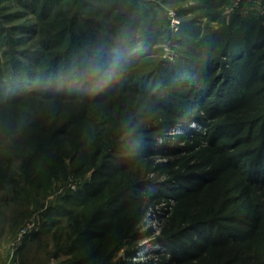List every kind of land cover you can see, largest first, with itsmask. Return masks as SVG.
<instances>
[{
  "label": "trees",
  "instance_id": "trees-1",
  "mask_svg": "<svg viewBox=\"0 0 264 264\" xmlns=\"http://www.w3.org/2000/svg\"><path fill=\"white\" fill-rule=\"evenodd\" d=\"M18 1L30 18L9 29V48L0 58V183L14 159L39 187L69 166L92 170L91 181L76 192L68 187L43 211L75 218L88 208L95 218L80 230L82 243L112 229L116 217L118 230L124 210L145 199L143 190L181 203L204 194L215 206L181 214L187 224H174L157 240L173 249L166 263L264 264V105L251 109L255 96L264 97V16L236 8L226 23L223 6L231 0L177 6L180 13L202 11L209 20H185L173 41L179 54L169 60L155 44L171 33L165 4L191 0ZM215 20L222 23L218 28L210 26ZM29 40L30 46L18 47ZM135 95L156 104L151 126L140 124L132 108L113 111L118 98ZM207 116L215 122L208 124ZM175 126L183 128L176 135H206L211 146L243 128L260 132L253 146L227 154L220 167L231 172L221 170V176L192 171L173 173L162 184L129 181L138 159L177 150L163 138ZM199 126L212 132H195ZM234 172L242 177L239 185L232 182Z\"/></svg>",
  "mask_w": 264,
  "mask_h": 264
},
{
  "label": "rangeland",
  "instance_id": "rangeland-1",
  "mask_svg": "<svg viewBox=\"0 0 264 264\" xmlns=\"http://www.w3.org/2000/svg\"><path fill=\"white\" fill-rule=\"evenodd\" d=\"M241 3V0H231V4L223 6L226 23L231 21L232 11L236 8L244 15L264 16V0H245ZM183 4L190 7L196 4V1L191 0L179 5L165 4L171 33H166L165 37L169 36L164 41L155 43L156 47H159V56L169 60H175L179 54L175 51L173 41L174 37L182 32L184 21L194 18L204 25L209 20V17L202 11L193 13L187 9L180 13L178 7ZM23 10L18 0H0V58H3L4 51L9 48V29L15 24L25 22L28 17L30 18V14ZM220 24L222 23L215 20L210 26L218 28ZM23 34L21 32L14 33L12 30L11 36L22 38ZM31 42L32 40H29L26 45L20 44L18 47H28ZM259 92L261 91L256 94ZM259 96H255L251 109H259L264 105V97ZM118 99L120 100L114 103L113 111L119 114L121 107L127 112L128 108H132L133 113L135 111L137 113L135 119L139 117L142 119L140 123L142 125L150 124L152 119L158 116V114L154 115L156 104L154 102L144 103L145 99L138 95L133 98L124 96ZM209 105L206 103L204 109ZM202 112L204 113V111ZM205 120L210 125L215 122H209L208 116ZM195 125L197 124L192 123L190 126ZM182 130L181 126H175L163 131V138L171 140L172 145H177V150L174 153H153L146 158L138 159L132 169L127 172L130 175L129 181L139 178V180L145 181L155 180L156 184H162L174 179L176 176L174 174L177 172L189 174L186 172L192 173V171H215V174L221 176L223 174L221 170L231 172L227 168L220 167V164L227 160V154L250 148L260 132V128L257 127L256 131L252 132L243 128L239 133L228 135L227 138L220 140V144L217 145L215 141L211 146L206 142L209 138L206 135L200 139L176 135ZM195 132L210 134L212 130L199 126L196 127ZM222 146L223 148H221ZM85 170L74 171L69 166L67 173H59L57 177L53 178L52 183L47 182L44 186L39 187L35 182L27 179L23 171L22 160L14 159L6 164L3 171L4 180L0 183V264H180L177 261L166 263L165 258H170L168 251L172 252L173 249L169 250L167 246L163 245L164 243L158 244L157 240L165 236L166 230L174 224L179 225L176 227L177 229L187 224L182 220H186L188 216L181 218V214H187V212L192 214L203 210V208H208L207 206L212 208L217 202L204 197V194H199L190 201L181 203L169 197L168 194H163L160 199H157L148 193V189L143 190L142 194L145 199L134 202L129 210H124L122 215L125 216V219L118 224L120 227L118 230L115 228L118 218L116 217L112 221L113 228L110 227L112 229L107 228L104 232H100L99 237L82 243L78 242L80 230L86 228L91 219L95 218L94 213H89L88 208L78 209L75 218H70L68 215L59 217L56 214L49 216L45 215L43 211L49 204L51 205L52 200L53 202L58 198L60 200L61 195L66 192L69 186L74 185L75 189H71L76 192L87 181H91L92 170ZM14 177L18 178L16 183L9 180ZM231 177L232 182L240 184L242 177L237 172L231 174ZM122 181L120 184H126ZM33 220L37 224L35 232L38 231V233L32 231L33 234L27 237L25 234L22 239H19L22 229ZM130 220H132V227L129 229ZM78 243L81 244L78 245ZM79 261L83 262L78 263Z\"/></svg>",
  "mask_w": 264,
  "mask_h": 264
},
{
  "label": "built area",
  "instance_id": "built-area-1",
  "mask_svg": "<svg viewBox=\"0 0 264 264\" xmlns=\"http://www.w3.org/2000/svg\"><path fill=\"white\" fill-rule=\"evenodd\" d=\"M69 188L75 189V186H69ZM35 228H37V224L34 222V220L32 222H30L27 227H25L24 229H22L20 235H19V239H22L25 234L27 235L28 233L32 232L35 230Z\"/></svg>",
  "mask_w": 264,
  "mask_h": 264
}]
</instances>
